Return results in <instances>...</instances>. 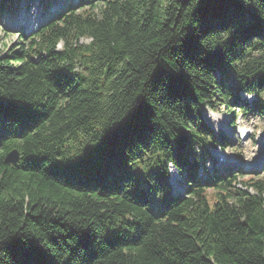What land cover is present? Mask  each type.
I'll return each instance as SVG.
<instances>
[{"label":"trees","instance_id":"trees-1","mask_svg":"<svg viewBox=\"0 0 264 264\" xmlns=\"http://www.w3.org/2000/svg\"><path fill=\"white\" fill-rule=\"evenodd\" d=\"M240 93L264 0H78L0 49V264H264V179L197 172L203 109L234 123Z\"/></svg>","mask_w":264,"mask_h":264},{"label":"rangeland","instance_id":"rangeland-1","mask_svg":"<svg viewBox=\"0 0 264 264\" xmlns=\"http://www.w3.org/2000/svg\"><path fill=\"white\" fill-rule=\"evenodd\" d=\"M71 1L16 0L15 7L11 12L2 11L0 15V49L3 54L11 46H15L22 35L32 33L39 24L63 11ZM1 2L9 3L10 1L0 0ZM87 41L88 39L81 40L83 43ZM60 47L61 44L58 45V48ZM77 69L86 70L78 65ZM229 86L234 88L235 85L229 81ZM242 101H247L249 110L246 111V114H240L233 121L234 123H232V118L229 122L230 116L222 107L218 110L210 107L203 109L201 118L215 139L214 147L203 150L196 148L195 151L198 160L206 158L205 163L200 160L201 163L198 167V171L201 170L202 175L214 173L216 169L222 172L223 169L230 167L238 168L240 177L235 183V188L254 193L251 184L264 179V167L250 169V165H254L253 163L261 164V159L264 157V94L258 96L240 93L238 102ZM259 105L261 109L258 108ZM232 109L238 113L240 108L232 106ZM169 169V180L164 184V187L170 188L167 195L171 196L182 191L180 187L184 184V173L179 172L173 164L169 165ZM142 187H144L143 184ZM209 192L214 191L209 190Z\"/></svg>","mask_w":264,"mask_h":264},{"label":"water","instance_id":"water-1","mask_svg":"<svg viewBox=\"0 0 264 264\" xmlns=\"http://www.w3.org/2000/svg\"><path fill=\"white\" fill-rule=\"evenodd\" d=\"M17 151L16 150H12L10 151L7 156L5 157V162L9 163V162H14L17 159Z\"/></svg>","mask_w":264,"mask_h":264},{"label":"bare ground","instance_id":"bare-ground-1","mask_svg":"<svg viewBox=\"0 0 264 264\" xmlns=\"http://www.w3.org/2000/svg\"><path fill=\"white\" fill-rule=\"evenodd\" d=\"M261 160H262L261 162H263V161H264V157H263ZM262 165H263V164H262ZM262 165H260L258 168H261Z\"/></svg>","mask_w":264,"mask_h":264}]
</instances>
